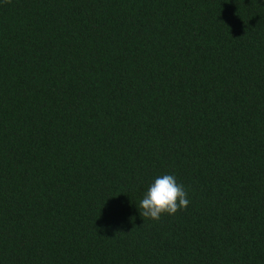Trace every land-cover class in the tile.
Listing matches in <instances>:
<instances>
[{
	"label": "trees",
	"instance_id": "1",
	"mask_svg": "<svg viewBox=\"0 0 264 264\" xmlns=\"http://www.w3.org/2000/svg\"><path fill=\"white\" fill-rule=\"evenodd\" d=\"M0 264H264V0H0Z\"/></svg>",
	"mask_w": 264,
	"mask_h": 264
},
{
	"label": "clouds",
	"instance_id": "2",
	"mask_svg": "<svg viewBox=\"0 0 264 264\" xmlns=\"http://www.w3.org/2000/svg\"><path fill=\"white\" fill-rule=\"evenodd\" d=\"M189 203L185 186L178 183L173 174H164L155 178L138 207L143 219L159 221L162 215H174L179 210L186 209Z\"/></svg>",
	"mask_w": 264,
	"mask_h": 264
}]
</instances>
